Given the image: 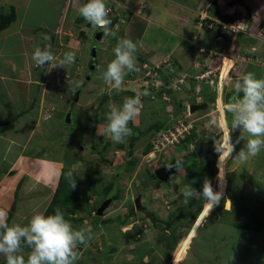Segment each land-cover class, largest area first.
<instances>
[{"label": "rangeland", "instance_id": "obj_1", "mask_svg": "<svg viewBox=\"0 0 264 264\" xmlns=\"http://www.w3.org/2000/svg\"><path fill=\"white\" fill-rule=\"evenodd\" d=\"M205 1L211 0L195 2L196 14ZM224 1L220 7L227 12L230 6H226ZM212 2L213 6H217V0ZM254 6L252 5L251 11H255L252 14L256 22L264 25V6L257 3ZM259 7L262 10L258 9ZM232 9L235 11L238 8ZM194 17L195 24L189 29L191 31L187 30L186 35H183V41L188 40L192 33L196 35V41L199 36H203V39L211 37L210 47L217 53L205 57L207 66L215 70L217 66L222 67L223 59L238 55L234 58V68L231 71L230 65L218 69L220 86L230 71L226 83L227 93L233 92V85L242 74L248 72L240 71L242 65L253 68L254 72L264 70V53L247 60L248 52L245 49L249 45L248 42L240 37L237 41L233 40L236 36L231 37L228 34L225 36L226 44L224 38L218 44L216 37L219 34L216 31L210 32L211 29L200 30L196 15ZM99 30L102 29L97 28L96 32ZM159 31V28H153L149 38L152 45L155 44L162 50L163 42L170 40L171 44L175 38L167 32L162 34ZM103 39L109 40V45L113 39L118 40L116 34L104 36ZM102 42L103 40H96L89 50L72 42L69 45L62 44V48L66 45L62 57L69 51L75 53V63L71 64L75 67V72L71 76L70 71H59V75L63 83L68 82V86L71 84L74 91L70 92V89L63 87L58 82V73L51 71L55 79L50 82L46 95L51 96L55 104L48 105L46 110L50 109V112L45 110L42 119L39 118V123L34 127L38 117L35 106L33 117L27 115L17 121L21 115L15 116V124L3 127L4 136L21 143L13 145V153L9 154V157H12L19 152L20 156L16 167L12 168V183H15L14 187H11L14 188L12 200L5 209H0L6 213V217L11 215L8 223L25 226L34 211L53 214L59 207L65 219L70 221L74 228L90 226L91 229V238L87 245L77 248L79 259L75 264H171L174 260L177 264H249L256 263L257 260L258 264H264V148L256 156L241 160L237 154L246 143L247 133L239 129L232 131L235 151L224 163L228 181L225 197L210 210L208 216L200 220L205 206L203 197L198 194L186 199L181 189L186 185L196 189L190 184V179L192 181L207 176L216 190L217 170L214 162L218 165V155L204 154L197 157L193 154L185 168L182 164L178 166V173L172 174L167 184L154 178L153 173L172 158L178 159L189 154L200 140H205L214 133L220 134L219 129L209 123L216 110L214 92L208 84L195 80L200 69L193 72L188 66L181 71L186 74L192 71L190 84L186 77L182 83H176L170 100L145 97V87L147 89L150 83H153L149 81L148 76L158 77L154 74L158 68L154 66L160 61L152 60L144 65L145 61L140 55L144 51L138 46L135 56L140 71L129 73L124 79L121 91L117 92L101 79L107 64L114 59V55L108 51L109 48L101 50ZM115 43L116 41L113 42L114 46ZM46 44H50V40ZM93 46H96L97 51L95 57L92 56ZM51 51L53 54L59 52L58 49L52 48ZM224 52L228 56L222 59ZM196 57L195 61H200L199 57ZM86 76H89L88 80ZM164 81L167 84V81ZM189 85H193L192 88H189ZM166 89L167 92L171 91L168 87ZM77 91L79 99L75 100ZM137 93L142 94V107L134 120L129 122L132 134L126 137L123 143H115L105 134L109 106H120L126 97H133ZM200 95L204 96L203 101L197 99ZM16 98H13L12 102L22 106V97L19 96L18 100ZM8 99L7 91L0 90L2 118L13 116L10 109L4 105L9 102ZM191 104L204 106L190 111ZM221 106L219 98L218 111ZM70 110L71 122H66L65 116ZM180 120L189 126L191 134L186 135L184 139L188 144L178 142L170 136V132L178 127L177 124H181ZM227 121L228 128L225 129L221 140L231 129V113L227 114ZM241 135L245 139L236 143ZM27 139L28 144L22 147ZM6 156L4 146L0 144V174L7 168L6 158H1ZM41 156L49 158L50 162L43 161L42 164H51V169H41V163L37 159ZM48 170L52 171L48 174ZM68 172L73 174L75 188H71L67 178ZM114 187L117 193L109 207L97 217L98 206ZM2 191L3 188L0 193ZM141 193L144 209L138 208L134 201ZM227 197L231 200L229 209L225 208ZM14 203L17 205L15 213L11 210ZM194 224L198 229L183 254L177 258L184 236L193 229ZM22 247L26 258L30 249L23 245ZM0 264H6L2 254Z\"/></svg>", "mask_w": 264, "mask_h": 264}, {"label": "clouds", "instance_id": "obj_2", "mask_svg": "<svg viewBox=\"0 0 264 264\" xmlns=\"http://www.w3.org/2000/svg\"><path fill=\"white\" fill-rule=\"evenodd\" d=\"M207 3L211 4L210 8L213 10L212 11L213 15L217 16L221 20L235 22L243 18V21L245 22L256 23V18L250 20L249 9L251 7L248 4H246L244 1L243 3H240L238 0H225L224 4L226 6H235L238 8L237 10L231 13L224 12L221 9L219 5V0H217V3L215 2L217 6L215 5L213 6L212 0L205 1L197 9L198 14H199V10L202 9L204 5ZM110 9H111L110 7L109 8L107 7L105 0H87V2L84 3L78 9V11H79V15H81L86 21H88L94 28L102 29L104 36L107 37V36H115V32L111 31L109 27L111 24V20L109 19ZM199 22L200 21H198L199 27L208 23L207 22L200 25ZM218 27L220 28L218 34L222 38H218L219 36L218 35L216 39L220 41L221 39L224 38L225 44H226V39H225L226 35L230 34V36L231 35L234 37L236 36L233 39L236 40L237 36L240 33H245V32H233L231 30H226L225 33L222 35L221 32L223 31V29L221 28V26ZM262 27H264V25H262ZM212 31L213 28L211 29L210 32ZM95 34H94V39H95ZM44 39L48 40L49 38L45 36ZM101 40H103V38ZM261 45L262 44H259V46L254 45L252 46V49L253 47H255V49H258L259 47H261ZM136 51H137V44L131 38L118 39L117 44L114 48V59H112L107 64V67L103 71L101 76V79L104 81L105 84L110 85V87L113 90L119 92L122 89V85L125 77L129 73L140 71L139 67L137 66V60L135 56ZM226 56L228 55H225L224 52L222 59ZM228 57L233 61V65L230 69L231 71L234 68L235 57L234 56H228ZM31 59L36 67L45 68V65H49L47 71H50L51 69L56 68L57 66L66 68L67 65H71L75 63V53L73 51L66 52L63 58L57 61L55 55L51 51V45L46 44L43 48H41L40 46H36L32 52ZM171 60L172 59H167V61L170 64L169 68L165 67L164 65L167 61L164 62L165 61L164 60L162 62H159L160 64V68H158L159 72L161 73L162 71L163 73H168V76H170V78L167 79L169 83L166 82L167 85L169 86L168 89L171 90L168 91L169 98L165 99L163 98V95L160 92L156 93V96L158 98L164 99V101L171 99V92L174 89L171 87V84L174 81V79L183 76L186 77V81L188 82V84H190V74L192 73V72L191 73L188 72L186 74V72L181 71V68L180 69H177L176 67L174 68ZM195 62L197 66L195 68L200 69V64H206V58L201 61H195ZM205 68H207V64L205 65ZM218 69H220L219 66H217V71H216L217 77L218 74H220V70L218 71ZM202 71L203 70L200 69V73ZM230 71L228 72L227 77L230 76ZM148 77L151 78V76ZM161 79L163 80V78ZM195 80L197 82H204L205 84H208L209 87L212 89V91L215 92L216 97L214 101L216 102V110L214 112L215 114L213 113V115L210 117L209 123L211 126L221 130L222 133L220 137L218 136L217 133H214L212 135L215 136L213 145H214V150L217 153H205V154L218 155V159H217L218 165L217 162L216 164L214 162V165L216 167L218 177L223 178V176L221 175V161H223L227 157L229 159V157L232 156V153L235 151V143H233L231 137V133L233 130L239 129L242 130L243 133H247L246 143L244 147L239 149V152L237 154V156L241 160H246L248 156H256L260 152V150L264 148V78H257L254 72H247L246 74H242L239 80L233 85L232 88L233 92L227 93V88H226L227 81H226L221 86V93H219L218 95L215 89L216 87L213 88V86H211L208 82H205L204 80H197L196 78ZM178 82L179 81H177L176 83ZM192 86L193 85H189L188 87L192 88ZM72 91H74V89L70 84V92ZM232 93H233L232 99L229 100L228 96ZM141 95H142L141 93H137L133 97H126L122 105L120 106H116V105L109 106L110 111L107 113V124L105 127V134L109 135L110 139L113 142L123 143L125 141V138L132 134V129L128 125L129 122L133 121L134 118L139 114V111L142 107ZM143 95H147V93H143ZM203 98L204 96L202 95L197 96V99H199L200 101H203ZM219 98L222 102L220 111H218L217 109V102ZM228 113L232 114L231 129L225 133L223 139L221 140L225 129L228 128V121H227ZM49 116L50 115H48L47 117ZM212 136H209L207 139L205 140L202 139V140L204 141L209 140ZM244 139L245 137L241 135L236 141V143H239L240 140H244ZM194 146L193 149L191 150H194ZM190 152L189 154H186L187 155L186 158L181 157V159L183 160L179 165L183 164L184 168L185 166H187L186 164L188 159L192 156L190 155ZM197 157H201V156H197ZM179 159L180 158L178 159L172 158V160H179ZM184 161L186 162L185 164L183 163ZM169 162L167 161V163L163 164L162 166L168 164ZM155 170H154V174H155ZM175 173H173V175ZM218 177L216 180L217 185H218ZM67 178L71 184V188H75L76 183L72 172L67 173ZM168 182H162V183L167 184ZM226 188H228V184ZM197 190H198L197 188L194 189L191 186L186 185L183 189H181V193L183 197H185L186 199L192 198L198 194L201 195L207 205V210L209 212L215 205L220 203L221 199L225 197V193H226V190L224 192V195L222 191L214 190L211 181L207 177L204 179L202 191L199 190L197 191ZM139 195H140V207H142L141 209H144V206H142L141 204L142 193ZM227 199L229 198L227 197ZM16 204L18 203L16 202ZM16 204L15 203L13 204L15 208L14 210H12L13 205L11 207L13 213H15V211L17 210ZM96 215L98 216V214ZM10 216L6 217V213L0 211V254H2L5 257L6 264H75V262L79 259V253L77 251V248L80 246H86L87 242L91 238L90 226H81L80 228H74L71 222L65 219V216L59 207L55 209L53 214H45V211H34V213L29 219L28 224L25 226H22L17 223L9 224L7 221H9ZM22 245L30 249L26 258L23 252ZM249 264H258V262L256 261V263H249Z\"/></svg>", "mask_w": 264, "mask_h": 264}, {"label": "crops", "instance_id": "obj_3", "mask_svg": "<svg viewBox=\"0 0 264 264\" xmlns=\"http://www.w3.org/2000/svg\"><path fill=\"white\" fill-rule=\"evenodd\" d=\"M198 1L105 0V3L108 8H111L109 17L114 18L113 23L111 22L110 24L111 31L115 32L118 39L131 38L136 42L137 46L144 51L143 54H140L145 61L144 65L151 63L152 60L162 62L172 59L173 65L178 64L181 69L190 66L192 71H194L197 69L195 68L197 67L195 57L192 51L184 45L183 35H186L187 30L191 31L189 29L195 24V2ZM240 1H246V4L251 8L256 3L264 6V0H257L256 2L252 0ZM86 2L87 0H0L2 12L8 14L11 10H14L16 15L13 19L6 20L7 24L0 29V90L5 89L7 91L9 98L7 101L9 102L6 101L7 103L4 105L13 113V116L10 115V117L21 115L17 121L27 115L33 117L32 111L36 106L38 117L34 122V127L39 123V118L43 117L42 113L49 108L48 105L54 106L55 104L51 96L48 97L46 95L50 82L55 79L52 77L51 71L57 72L58 82L66 89H70V86L67 85L68 82L63 83L59 71H70L72 72L70 75L73 76L72 74L75 72L73 65H67L66 68L57 66L50 71H47L49 65H46L42 74V69L35 66L31 56L36 46L43 48L44 44L49 42V40L50 44H52L51 48L59 50L57 54L54 53L58 59L57 61L63 58L62 52L70 42L74 43V45L80 44L86 50H89L90 46L95 45L94 34L97 28H94L79 15L78 11ZM221 2L223 0H219L220 6H222ZM234 7L230 6V10L233 11L232 8ZM258 9L261 8L259 7ZM258 16L260 18L261 12ZM153 28L155 30L159 28V32L162 34H164L163 32H167L175 39H173L171 44L170 40L163 42L164 48L162 50L158 49L157 45L150 43L151 39L149 35ZM45 36L49 39L45 40ZM114 41L117 44L118 40L113 39L112 44L109 45V40L103 39L101 50L109 48L110 50H107L114 55ZM64 43L67 44L62 48L61 46ZM263 53L264 49H260V53L257 56ZM16 57L17 59H13ZM252 70L254 69L249 68L247 65H243L241 68L242 72H254ZM254 73L257 75V78H264L263 69H259ZM86 78L88 80V76ZM19 96L23 99L22 106L15 105L12 102L15 97L18 100ZM46 111L50 112V109ZM3 119L0 116V120ZM13 121L0 125V144L4 146V151L7 154L6 157H1L2 159L6 158L7 168L0 174V189H4L0 193V209H2L1 207L5 209L7 204H10L12 200L11 195L14 188L11 187H14L15 184L12 183V168L16 167L17 161L20 159L19 152L15 154L16 157H9V154L13 153V145H20L21 143L4 136L2 130L3 127L15 124ZM26 144H28V139L23 143L22 147ZM37 159L41 163V169H51V164L49 166L42 164L43 161L50 162L49 158L41 156L37 157ZM50 171L52 170H48V174Z\"/></svg>", "mask_w": 264, "mask_h": 264}, {"label": "built area", "instance_id": "obj_4", "mask_svg": "<svg viewBox=\"0 0 264 264\" xmlns=\"http://www.w3.org/2000/svg\"><path fill=\"white\" fill-rule=\"evenodd\" d=\"M211 4L207 3L204 5V7L202 9L199 10V15H200V22L199 24L202 25L204 23V20L208 19L209 24L207 25V27L209 29H212L214 27V23L217 22L216 24H218L217 26H221V28L223 29V31L221 32V34L223 35L225 33L226 30H231L233 32H247V28H248V22L243 21V18H241L239 21H235V22H230V21H225V20H221L219 19L217 16L213 15L212 13V9L210 8ZM248 34L250 35H254V37L258 38L260 42L264 43V27H262L260 30H258L256 33L254 32H249ZM218 38H222L220 35L218 36ZM253 49H255V47H253ZM200 51H204V48H200ZM216 51H214L213 53H210V55L215 54ZM167 60H165L164 62H166ZM165 67H170L169 62L167 61L165 64ZM206 64H200V69H202L203 71L200 74L196 75V79L197 80H204L205 82H208L211 86L216 87V91H217V95L219 93H221V86H220V74H218L217 77V73H215V71H217V67L215 68V70H213V67L210 68V66H207V68H205ZM156 68H160V64H156L155 66ZM155 75H158V77H151L149 78L150 85L147 87H145V93H147L148 95L151 94L152 92H154L151 96L155 97V94L157 92H160L163 95V98L168 99V92L167 90H165L167 87L169 88V86L167 84H165L163 82V80L160 77V72L159 70L156 71L154 73ZM217 78V79H216ZM229 77L224 79V82L228 81ZM184 80V77H180V78H176L174 79V81L171 84L172 88H176V82H182ZM181 124L176 127V130L171 131V135L173 136L176 141L180 142L182 141L186 135H188L190 133L189 130V126L187 124H183V121L180 120L179 121Z\"/></svg>", "mask_w": 264, "mask_h": 264}, {"label": "trees", "instance_id": "obj_5", "mask_svg": "<svg viewBox=\"0 0 264 264\" xmlns=\"http://www.w3.org/2000/svg\"><path fill=\"white\" fill-rule=\"evenodd\" d=\"M115 1V0H114ZM240 3H243V2H241L240 1ZM231 12V10H230V8L228 9V11H227V13H230ZM255 12V11H254ZM111 12L109 11V14H110ZM253 13V10L251 11V8L249 9V18H250V20L251 19H253L254 18V15L252 14ZM221 14H223V13H221ZM15 15V12H14V10H11L8 14H6V13H4V12H2V9H0V29L1 28H3L4 26H5V24H7V22H6V20H11V19H13L14 17H16V15ZM229 17V16H228ZM196 18L198 19V21H201L200 20V15L199 14H196ZM109 19L111 20V22L113 23V21H114V18L113 17H109ZM227 20H230V19H227ZM198 21H197V25H198ZM209 20L208 19H206V20H204V23H207ZM217 22H215L214 24V27H213V31H216V33H219V31H220V28L217 26L218 24H216ZM209 24V22L207 23V24H204L203 26H201V27H199V29L200 30H209V28L207 27V25ZM110 27V26H109ZM262 28V23H260V22H256V23H253V22H249V24H248V28H247V32H245V33H240L238 36H237V38L238 37H240V38H242L245 42H248L247 44H249L248 45V47L245 49V50H247V52H248V58H247V60H251L252 59V56H257V54L258 53H260V49H264V43H260L258 40V38H256V37H254V35H250V34H248L249 32H254V33H256L258 30H260ZM192 36H189L190 38L188 39V40H186L185 42H184V45H186V47L190 50V51H192V53H193V56L195 57V56H197V57H199V59H200V61L201 60H203L205 57H211L212 55H210V53H213L215 50H213V49H211V47H210V44L212 43V40H211V37L210 36H208V39L206 38H202L203 36H199V40H195L196 39V35H193V33L191 34ZM202 35V34H201ZM218 41V40H217ZM236 41H237V39H236ZM209 42V43H208ZM218 44H219V41H218ZM259 44H262L261 45V47H259L258 49H255V50H253L252 49V46H259ZM242 46H244V44L242 45ZM200 48H204V51H200ZM260 55V54H259ZM196 57V58H197ZM93 65L95 66V62H93ZM243 66V65H242ZM241 66V67H242ZM96 67V66H95ZM173 67L175 68H177V69H180V65H173ZM42 70H41V72H42V74L44 73V67L43 68H41ZM150 71V70H149ZM168 73L167 74H165L164 75V73L161 71V73H160V77L161 78H163V80H167V79H169L170 78V76H168ZM259 78V77H258ZM167 83H169V81L167 80ZM154 92H152L151 94H147V95H144L145 97H149V98H152L153 100L154 99H156L157 98V96H156V94H155V97H152L151 95L153 94ZM143 96V97H144ZM232 96H233V93L232 94H230L229 96H228V98H229V100H231L232 99ZM215 92H214V95H213V98L215 99ZM15 119V117H6V118H4L3 120H0V125L1 124H6V123H9V122H11V121H13ZM218 133H220L218 136L220 137L221 136V130H219V132ZM183 143H187V142H185L184 140L182 141ZM188 144V143H187ZM193 154H196L195 152H194V150H191V152H190V155H193ZM196 156V155H195ZM204 169H206V168H204ZM199 171V170H198ZM204 171V170H203ZM190 172V169H188L187 170V173H189ZM201 172H202V169H201ZM197 174H198V172H197ZM198 177H199V174L197 175ZM153 177L154 178H156V176H155V174L153 173ZM207 176H204V177H200V178H197V179H194V180H192L191 181V179H190V184L192 185V186H194V187H196L199 191H201L202 190V186H203V182H204V179L206 178ZM208 179H210L209 177H207ZM200 201V200H199ZM202 206V205H201ZM199 214V213H198ZM98 217V216H97ZM197 217V216H196ZM8 222V221H7ZM96 227H97V224H96ZM95 227V228H96ZM177 242V241H176ZM176 244V243H175ZM173 248H174V246H173ZM257 262H258V260H257Z\"/></svg>", "mask_w": 264, "mask_h": 264}, {"label": "water", "instance_id": "obj_6", "mask_svg": "<svg viewBox=\"0 0 264 264\" xmlns=\"http://www.w3.org/2000/svg\"><path fill=\"white\" fill-rule=\"evenodd\" d=\"M104 34H103V30H99L96 32L95 34V39L101 40L103 38ZM96 46H93L92 48V56L95 57L96 56ZM89 79V76H88ZM78 95L79 93L77 92V96H76V100L78 99ZM203 104L197 105V104H191L190 106V110L193 111L194 109H198L203 107ZM71 114H72V110H70L69 112H67L66 116H65V120L66 122H71ZM215 140V136H212L209 140H200L195 146H194V151L197 154V156H202L205 153H217L214 150V145H213V141ZM182 162L181 159L179 160H172L170 161L168 164L161 166L159 168H157L155 170V175L157 176V178L162 181V182H168L170 175H172L173 173H175L176 171V167ZM116 187V185H115ZM115 187L113 188V190H111L110 192H108L106 199H104L102 201V203L98 206L97 208V214L101 215L102 211L105 210L110 202L112 201L113 196L116 194V189ZM135 203L136 206L138 208H142L140 207V195L136 197L135 199ZM14 205L12 207V210H14Z\"/></svg>", "mask_w": 264, "mask_h": 264}, {"label": "bare ground", "instance_id": "obj_7", "mask_svg": "<svg viewBox=\"0 0 264 264\" xmlns=\"http://www.w3.org/2000/svg\"><path fill=\"white\" fill-rule=\"evenodd\" d=\"M231 12H234L231 10ZM230 12V13H231ZM232 66L233 65V61L232 59H230L229 57L227 59H223V62L221 64L222 67H226V66ZM220 67V69L222 68ZM196 71V70H195ZM194 72V71H193ZM199 72V71H198ZM196 74V73H195ZM197 75V74H196ZM173 94V93H172ZM171 94V95H172ZM191 134V133H190ZM189 135V134H188ZM225 160L226 158L221 161V175L223 176V178H219L218 175V185H217V191H222V193L224 194L225 190H226V187H227V179L225 177V167H224V163H225ZM219 172V171H218ZM225 208L229 209L230 208V200L227 199L226 203H225ZM209 215V211L207 210V205L205 203V206H204V212L202 213V215L200 216V220H203L206 216ZM196 224V223H195ZM195 224L193 225V229H191L187 235L184 236V241H183V244H182V247L181 249L178 251L177 253V258H179L181 256V254H183V251L184 249L190 244L191 240L193 239L197 229H198V226L195 227ZM171 264H177V261L174 260L171 262Z\"/></svg>", "mask_w": 264, "mask_h": 264}, {"label": "flooded vegetation", "instance_id": "obj_8", "mask_svg": "<svg viewBox=\"0 0 264 264\" xmlns=\"http://www.w3.org/2000/svg\"><path fill=\"white\" fill-rule=\"evenodd\" d=\"M77 92H79V91H77ZM77 92H75L76 95H77ZM76 95H75V98H76ZM78 98H79V95H78ZM77 100H78V99H77ZM189 152H190V151H189ZM189 152H188V153H189ZM186 157H187L186 154L182 156V158H186ZM180 159H181V158H180ZM181 160H183V159H181ZM168 162H169V161H168ZM183 163L185 164L186 162L184 161ZM164 164H165V163H164ZM182 165H183V164H182ZM176 173H178V166L176 167ZM176 173H175V174H176Z\"/></svg>", "mask_w": 264, "mask_h": 264}]
</instances>
